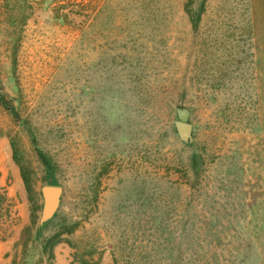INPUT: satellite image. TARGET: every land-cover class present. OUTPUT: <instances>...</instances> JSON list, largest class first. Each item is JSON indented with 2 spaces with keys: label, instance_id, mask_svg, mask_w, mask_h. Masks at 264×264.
Here are the masks:
<instances>
[{
  "label": "rangeland",
  "instance_id": "obj_1",
  "mask_svg": "<svg viewBox=\"0 0 264 264\" xmlns=\"http://www.w3.org/2000/svg\"><path fill=\"white\" fill-rule=\"evenodd\" d=\"M0 189V264H264V0H0Z\"/></svg>",
  "mask_w": 264,
  "mask_h": 264
},
{
  "label": "water",
  "instance_id": "obj_2",
  "mask_svg": "<svg viewBox=\"0 0 264 264\" xmlns=\"http://www.w3.org/2000/svg\"><path fill=\"white\" fill-rule=\"evenodd\" d=\"M178 125L182 135L188 138L190 136V125L185 121H180ZM62 192L61 186L49 184L43 187L44 208L42 221L50 219L55 214L61 202Z\"/></svg>",
  "mask_w": 264,
  "mask_h": 264
},
{
  "label": "trees",
  "instance_id": "obj_3",
  "mask_svg": "<svg viewBox=\"0 0 264 264\" xmlns=\"http://www.w3.org/2000/svg\"><path fill=\"white\" fill-rule=\"evenodd\" d=\"M7 200H8V197H7L6 193L0 189V211H2L1 209L4 207Z\"/></svg>",
  "mask_w": 264,
  "mask_h": 264
}]
</instances>
